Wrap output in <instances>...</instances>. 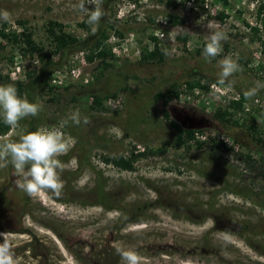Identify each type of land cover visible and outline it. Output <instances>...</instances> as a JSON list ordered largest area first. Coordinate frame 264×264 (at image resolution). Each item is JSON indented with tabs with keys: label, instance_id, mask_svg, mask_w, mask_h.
<instances>
[{
	"label": "rangeland",
	"instance_id": "1",
	"mask_svg": "<svg viewBox=\"0 0 264 264\" xmlns=\"http://www.w3.org/2000/svg\"><path fill=\"white\" fill-rule=\"evenodd\" d=\"M167 1L99 0L97 5V0H83L89 12L96 6L104 12L98 25L86 30L79 26L88 21V14L78 8L82 0H0V13H10L9 19L0 18V26L7 23L6 30L31 31L45 52L51 49L45 32L49 21L86 42L82 48L51 55L45 66L38 55L23 56L9 45L0 49V75L8 77L0 85L23 83L22 97L42 106L35 117L22 119L0 137V144L18 142L41 126L57 127L65 121L62 130L76 140L58 157L63 164L59 192L29 195L18 186L19 176L10 162L0 168V244L12 250L35 237L39 246L34 248L52 255L58 251L62 264H125L121 251L128 249L138 253L140 264H264V148L246 129L254 117L264 135V87L244 101L235 117L237 127L212 117L216 109L230 106L225 96L212 97L207 91L197 99L186 94L170 102L172 120L185 129L207 130L203 134L211 141L201 142V149L177 145L162 103L155 101L172 84L183 89L191 79H209V86L232 95L245 94L257 82L264 85L260 43L250 31L258 27L264 40L258 20L264 1L229 0L227 7L217 0L198 5L170 0L177 7ZM220 12L223 21L217 19ZM171 17L182 24L165 30L166 36H174L172 43L158 41L167 48L163 62H140L142 48L150 50V37L161 29L156 20ZM102 31L126 43L119 55L112 52V68L102 70L97 61H85L78 77L72 78L76 57L81 58V51L85 56ZM215 31L224 32L227 39L221 42L220 58L206 59L199 49ZM182 34L185 42L177 39ZM107 45L111 50L108 41ZM229 55L241 70L221 83L220 61ZM30 72L34 74L29 78ZM199 93L195 90L193 95ZM93 94L109 97L106 110L89 108ZM111 102H117L115 108ZM76 110L79 124L70 119ZM226 138L233 141L232 150L223 149ZM147 150L157 153L135 162L131 172L103 160ZM10 173L14 176L9 179Z\"/></svg>",
	"mask_w": 264,
	"mask_h": 264
},
{
	"label": "trees",
	"instance_id": "2",
	"mask_svg": "<svg viewBox=\"0 0 264 264\" xmlns=\"http://www.w3.org/2000/svg\"><path fill=\"white\" fill-rule=\"evenodd\" d=\"M192 1L196 5L204 2V0H183L182 4H186V2ZM222 5L227 7L229 5V0H217ZM264 1V0H263ZM168 5H172L174 7H177V5L173 1H167ZM202 8V6H200ZM203 9V8H202ZM111 11V9H108ZM104 15V12H103ZM225 18V15L223 12H220L217 16V19L220 21H223ZM168 23L171 25L176 24H182V21H180L178 18L171 17L168 19ZM258 20L260 21L263 30H264V6L261 4L258 8ZM80 27L88 30L90 29L91 25H89L86 21V19L79 25ZM111 30L113 28L109 26ZM7 29V23H2L0 26V49H4L6 45L11 46L12 49L17 50L20 54L23 56L29 55L34 56L38 55L40 62L44 64L45 62L51 58V55H59L65 50L72 49V48H82L84 45H86V42H81L77 37L70 35L66 33L64 30V26L60 23H57L55 21H49L46 25V36L49 41L50 50L48 52L44 51V48L41 47L38 43H36L33 39V34L31 31L24 29L22 32H15L6 30ZM251 34L253 38L257 42L260 43V55L262 56L263 63H264V40L260 36V29L258 27H250ZM116 32L117 36L121 37V34L118 31ZM109 37L107 32L102 31L98 38L95 40L92 46L89 48V52L84 56L85 61L88 63L97 61L98 66L101 67L102 70H107L109 68H112L113 62H115L116 58L112 54V51L109 49L107 45ZM178 40L185 42L186 36L182 34L181 37L177 38ZM150 41L152 42V48L149 50L148 47H144L141 50L140 53V62L143 63H151V62H163L167 48L164 50L162 49L161 45L157 41L155 37H150ZM254 41V39H252ZM208 43V41L202 43L201 48L199 50H204L205 45ZM83 53V51H81ZM80 52V53H81ZM221 55L214 57V59L220 58ZM34 72L28 73V77L30 78L31 75H33ZM47 76H49V73L45 75V80L47 79ZM261 80V78H259ZM7 76L0 75V81H7ZM203 82V83H202ZM211 80L206 78H200L199 80H187L184 82L183 89L179 85L172 84L170 87V90L165 93H159L155 96V101H161L162 103V115L165 118L166 121L170 124L172 130L175 134V142L179 146H184L187 149L190 147H195L196 149H201L203 147V143L194 140L192 141L195 133H204L207 130H195V129H185L182 127L180 123H178L175 120L171 119L170 112L168 110L169 104L172 101H179L180 98L183 95L188 94L190 98L197 99L199 98L200 94H205L208 91L209 83ZM17 88V92L19 96H23L24 93V84L23 83H17L15 85ZM50 90H53L55 88H52L49 86ZM67 89V87H65ZM195 90H199V95H193ZM89 98H92V102L89 106L90 109L94 111H104L106 110L104 106V102L109 98L107 96H100L97 94L91 95ZM249 97H247L244 93H241V99L239 102L231 103L229 107L222 109L218 108L214 111L212 114V117L214 119H217L221 122L227 123L231 126H239V122L237 119H235L236 115L243 110L242 104L243 102ZM251 123L246 127V129L250 132V136L252 140L260 145V147L264 148V135L259 131V129L256 126V119L254 117H251ZM242 126H246V124H243ZM12 127L6 125L3 122V116H0V137L6 136ZM193 142V143H190ZM212 148H218L219 145L211 143ZM159 152H162L160 150ZM157 152H149L143 151V152H131L127 156H119L117 158H103L104 162L106 164H110L114 167H116L119 170L122 171H128L131 172L134 170V164L141 158H145L150 155H155ZM244 158L248 161H253L251 157L248 155H244ZM13 174L10 173V178H13ZM106 200V199H105Z\"/></svg>",
	"mask_w": 264,
	"mask_h": 264
},
{
	"label": "clouds",
	"instance_id": "3",
	"mask_svg": "<svg viewBox=\"0 0 264 264\" xmlns=\"http://www.w3.org/2000/svg\"><path fill=\"white\" fill-rule=\"evenodd\" d=\"M99 0H97V5ZM81 12L88 14L89 25H98L103 16L101 7L96 6L89 10L82 2L78 5ZM0 18L9 19L10 13L3 11ZM161 36H163V33ZM226 34L222 31H215L208 37V43L203 50L204 57L211 58L218 56L222 51L221 42L226 40ZM221 83H224L228 77L235 72L240 71V65L231 55L225 56L220 61ZM264 85L257 82L256 87L250 89L245 95L249 98L256 95L259 88ZM38 103L29 102L27 97L18 95L17 88L13 84L0 85V114L3 116V122L16 128L19 122L28 117H35L41 110ZM70 119L79 124L80 113L76 110ZM84 123H88L84 118ZM65 121L57 127L41 126L35 131L23 135L18 142H5L0 144V168L6 167L10 162L19 176L18 186L29 195L45 193L48 191L59 192L63 187L60 170L63 164L58 159L59 156L67 153L75 145L74 137L67 136L62 130ZM213 223H215L213 221ZM121 257L125 264H140L141 257L133 249L122 250ZM0 264H18L14 253L8 244H0Z\"/></svg>",
	"mask_w": 264,
	"mask_h": 264
},
{
	"label": "built area",
	"instance_id": "4",
	"mask_svg": "<svg viewBox=\"0 0 264 264\" xmlns=\"http://www.w3.org/2000/svg\"><path fill=\"white\" fill-rule=\"evenodd\" d=\"M156 22L159 24V26L161 27V29H157L154 33L155 38L157 39V41L160 42H170L172 43L174 41V36L171 37V35L168 37L166 36L165 30L170 26V24L168 23V19H162V18H158L156 20ZM163 33V36H161V33ZM108 43L111 46V50L114 54L119 55L120 50H122V47L126 44H121L119 39H116V37L114 35H111V37H109L108 39ZM81 58L80 57H76L77 60V67L71 70L70 75L72 76V78L74 77H78L79 75V69L83 66V64H85V57L83 56V53H80ZM216 94H219L217 96H225L227 97L230 101L229 104L234 103V102H239L241 99V95L240 94H236V95H232L228 92V94L225 93V91H223L220 87H218L215 84H212L209 86V90H208V95L214 97ZM117 102H111V106H113V104H115ZM244 103V102H243ZM254 104H259V100L258 99H254ZM243 107V106H242ZM115 108V107H114ZM248 110V109H246ZM219 140V138H217ZM195 140L199 141V142H204V141H211V138L209 137V135L206 134H200V133H195ZM219 142V141H217ZM223 144V149L224 150H232L233 147V141H230L229 138H226L224 140L221 141Z\"/></svg>",
	"mask_w": 264,
	"mask_h": 264
},
{
	"label": "flooded vegetation",
	"instance_id": "5",
	"mask_svg": "<svg viewBox=\"0 0 264 264\" xmlns=\"http://www.w3.org/2000/svg\"><path fill=\"white\" fill-rule=\"evenodd\" d=\"M15 236L22 237L23 234H16ZM29 236V235H28ZM35 237H30L29 240L16 245L11 250L18 264H62V255L58 251H54L53 255L45 250L34 248L39 246ZM57 254V255H54Z\"/></svg>",
	"mask_w": 264,
	"mask_h": 264
}]
</instances>
